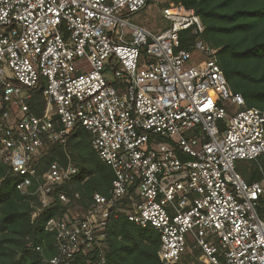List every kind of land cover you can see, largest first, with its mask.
<instances>
[{
	"label": "built area",
	"instance_id": "1",
	"mask_svg": "<svg viewBox=\"0 0 264 264\" xmlns=\"http://www.w3.org/2000/svg\"><path fill=\"white\" fill-rule=\"evenodd\" d=\"M165 1L0 0V162L36 198L32 222L56 200L67 208L45 222L55 254L44 264H106L117 213L158 234L161 264H180L190 245L198 264H264V173L248 184L235 166L264 156V111L230 90L215 49L179 48L180 32L203 33L192 10L161 9L165 32L131 22ZM76 125L112 178L70 213L79 192L57 189H72L79 167L66 151L42 174L33 163L48 143L66 149Z\"/></svg>",
	"mask_w": 264,
	"mask_h": 264
},
{
	"label": "trees",
	"instance_id": "2",
	"mask_svg": "<svg viewBox=\"0 0 264 264\" xmlns=\"http://www.w3.org/2000/svg\"><path fill=\"white\" fill-rule=\"evenodd\" d=\"M170 5L192 10L204 28L198 37L188 31L180 32L179 48L186 49L199 39L215 49L217 63L226 75L230 90L242 96L246 108L264 111V0H166L153 8L156 15L150 16L148 27L158 32L167 31L171 24L159 11ZM29 105L36 115L41 114L40 89L34 90ZM65 151L80 169L72 189L65 185L57 189L68 196L79 192L80 199L73 201L69 208L73 204L85 206L93 191L106 194L111 171L91 151L90 134L80 125H76L68 137L66 149L56 143L47 144L33 163L36 172L42 174L54 161L64 163ZM259 166L264 173V156L251 161L244 172L238 173L248 184L259 182L262 178ZM0 178V264H44V259L55 254L53 238L44 231L45 222L62 216L67 208L56 200L32 222L36 198L17 190L21 178L11 174L1 162ZM260 204L258 215L264 221V200H260ZM104 243L106 264H161L157 257L158 234L152 229L134 226L122 213L110 216ZM199 255L200 250L190 245L180 264H198ZM95 258H91L92 263ZM78 264L88 263L80 260Z\"/></svg>",
	"mask_w": 264,
	"mask_h": 264
},
{
	"label": "rangeland",
	"instance_id": "3",
	"mask_svg": "<svg viewBox=\"0 0 264 264\" xmlns=\"http://www.w3.org/2000/svg\"><path fill=\"white\" fill-rule=\"evenodd\" d=\"M156 8L157 6L154 5V4H149L147 6V9L145 11H141V12H138V13H135L133 14L132 16H130V20L132 23H138V24H141L143 25L145 28H147L148 30L154 32V33H159L155 28H150L148 27V22L151 20L150 16H153V15H156L154 13V10L153 8ZM152 12V13H151ZM152 22H154L152 20ZM156 31V32H155ZM229 87V86H228ZM91 151H92V148H91ZM96 155V154H95ZM250 162H246V161H237L235 163V166H236V169L238 172H244L248 166H249ZM86 179V178H85ZM84 179V180H85ZM86 182V181H85ZM84 182V183H85ZM83 183V184H84ZM33 205H36V202H32ZM76 206L78 205H72V207L69 208V212L70 213H75V210H76Z\"/></svg>",
	"mask_w": 264,
	"mask_h": 264
}]
</instances>
